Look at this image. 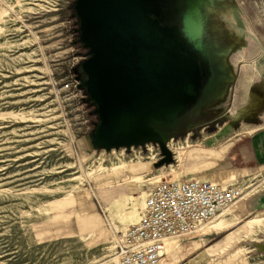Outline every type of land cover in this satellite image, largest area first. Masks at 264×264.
<instances>
[{"label": "rangeland", "instance_id": "374dc122", "mask_svg": "<svg viewBox=\"0 0 264 264\" xmlns=\"http://www.w3.org/2000/svg\"><path fill=\"white\" fill-rule=\"evenodd\" d=\"M74 1L0 0V264H112L115 233L135 224L123 218L137 197L145 203L164 180L205 176L243 187L242 200L224 213L230 225L179 244L176 260L162 264L234 255L264 264V169L247 171L234 157L239 135L264 124V0H221L232 34L226 77L207 107L217 133L210 139L201 125L169 137L171 158L156 144L93 146L92 109L63 89L79 62ZM121 162L129 167L116 169ZM110 191L113 199H102ZM255 218L250 233L244 225Z\"/></svg>", "mask_w": 264, "mask_h": 264}, {"label": "flooded vegetation", "instance_id": "af4514ba", "mask_svg": "<svg viewBox=\"0 0 264 264\" xmlns=\"http://www.w3.org/2000/svg\"><path fill=\"white\" fill-rule=\"evenodd\" d=\"M221 0H75L74 73L99 150L165 147L205 125L226 77L231 24Z\"/></svg>", "mask_w": 264, "mask_h": 264}, {"label": "built area", "instance_id": "2783aa9c", "mask_svg": "<svg viewBox=\"0 0 264 264\" xmlns=\"http://www.w3.org/2000/svg\"><path fill=\"white\" fill-rule=\"evenodd\" d=\"M71 97L83 100L75 73L63 88ZM79 100V101H80ZM241 185H221L196 178L164 180L150 189L139 220L115 233L119 264H160L169 241L180 245L194 240L215 219L243 198Z\"/></svg>", "mask_w": 264, "mask_h": 264}, {"label": "bare ground", "instance_id": "6f19581e", "mask_svg": "<svg viewBox=\"0 0 264 264\" xmlns=\"http://www.w3.org/2000/svg\"><path fill=\"white\" fill-rule=\"evenodd\" d=\"M185 155H186V152H180V157L179 158L182 159V157H184ZM190 155L191 156H195L196 153H191ZM128 167L129 166L127 164H124V162H121L120 163V167H117L116 169H127ZM194 178L199 179V180L213 181V182L217 183L214 180L208 179L206 176L205 177H194ZM131 179H132L131 181L138 182V183L142 180L141 177H137V176H134L133 178L131 177ZM226 185L227 184H225V183L221 184V186L224 187V188L226 187ZM113 194H114L113 191H110L109 193H105L103 195L101 194L102 195V199H107V198H112L113 199ZM123 197H125V196H123ZM143 200H144V195L137 197L136 202L134 201V203H133V208L131 210H129L125 214V216L123 218V222H129L131 224L132 223H136L138 207L145 206V203L143 202ZM230 213L234 215V213L232 211H230ZM214 221L211 222L210 224H208V226L204 229L205 233L206 232L210 233L212 231L225 230L230 225L228 223V221H227V216L224 215V213L217 218L216 222H214ZM260 221H261L260 218H255V219L249 220V221H247L245 223L244 227L250 233H252L254 231L255 226H257L260 223ZM179 249H180L179 243H177L176 241H173V240L169 241L168 244H167V248H166V257L163 260H161L160 264H162V262L168 260L169 258H171L173 260H176L177 254L179 253ZM241 263H242L241 259L238 258L237 255H234V256L230 257L228 260L218 261V262H213V263L212 262H210V263L208 262L207 264H241ZM112 264H118L117 263V258L113 259Z\"/></svg>", "mask_w": 264, "mask_h": 264}, {"label": "crops", "instance_id": "0c3cea01", "mask_svg": "<svg viewBox=\"0 0 264 264\" xmlns=\"http://www.w3.org/2000/svg\"><path fill=\"white\" fill-rule=\"evenodd\" d=\"M216 133L213 132L209 138L211 139ZM245 134L249 133L239 135L243 137L242 148H239L234 157L239 158L243 169L247 171L264 169V124L259 125L252 134L244 137Z\"/></svg>", "mask_w": 264, "mask_h": 264}, {"label": "water", "instance_id": "95a60500", "mask_svg": "<svg viewBox=\"0 0 264 264\" xmlns=\"http://www.w3.org/2000/svg\"><path fill=\"white\" fill-rule=\"evenodd\" d=\"M161 149L164 151V154L167 156V157H169V158H171V154H170V152L168 151V150H166V147H161ZM168 163H169V161H168ZM260 249L262 250V251H264V244L262 245V247H260Z\"/></svg>", "mask_w": 264, "mask_h": 264}]
</instances>
